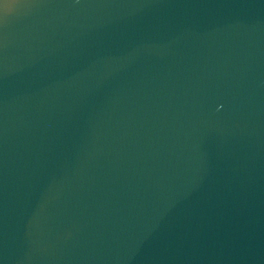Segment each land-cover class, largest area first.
Listing matches in <instances>:
<instances>
[{"label": "water", "instance_id": "1", "mask_svg": "<svg viewBox=\"0 0 264 264\" xmlns=\"http://www.w3.org/2000/svg\"><path fill=\"white\" fill-rule=\"evenodd\" d=\"M0 264H264V0H0Z\"/></svg>", "mask_w": 264, "mask_h": 264}]
</instances>
